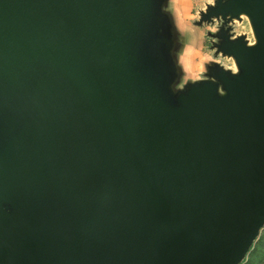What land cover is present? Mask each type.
<instances>
[{
	"label": "water",
	"instance_id": "1",
	"mask_svg": "<svg viewBox=\"0 0 264 264\" xmlns=\"http://www.w3.org/2000/svg\"><path fill=\"white\" fill-rule=\"evenodd\" d=\"M170 3L0 0V264L247 259L264 229V0L206 4L215 59L188 82Z\"/></svg>",
	"mask_w": 264,
	"mask_h": 264
},
{
	"label": "rangeland",
	"instance_id": "2",
	"mask_svg": "<svg viewBox=\"0 0 264 264\" xmlns=\"http://www.w3.org/2000/svg\"><path fill=\"white\" fill-rule=\"evenodd\" d=\"M212 2L213 0H171L170 10L175 14L179 27L189 34L182 55V62L186 68L183 82L203 78L206 72L205 63L215 59L208 31L215 30L216 26L196 25L200 11L206 8L207 3ZM234 25L237 33L247 34L252 43L254 37L248 18L244 17V21L237 20ZM217 60L226 67L236 70L233 59L219 57ZM243 264H264V229Z\"/></svg>",
	"mask_w": 264,
	"mask_h": 264
},
{
	"label": "bare ground",
	"instance_id": "3",
	"mask_svg": "<svg viewBox=\"0 0 264 264\" xmlns=\"http://www.w3.org/2000/svg\"><path fill=\"white\" fill-rule=\"evenodd\" d=\"M245 17H246V16H245ZM250 25H251V24H250ZM251 29H252V26H251ZM252 33H253V29H252ZM253 37H254V38H253L254 40L252 41V43L255 42V36H254V33H253Z\"/></svg>",
	"mask_w": 264,
	"mask_h": 264
},
{
	"label": "flooded vegetation",
	"instance_id": "4",
	"mask_svg": "<svg viewBox=\"0 0 264 264\" xmlns=\"http://www.w3.org/2000/svg\"><path fill=\"white\" fill-rule=\"evenodd\" d=\"M235 32L237 33V31L235 30ZM239 34V33H238Z\"/></svg>",
	"mask_w": 264,
	"mask_h": 264
}]
</instances>
